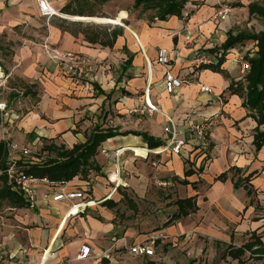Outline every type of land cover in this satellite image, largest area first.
Returning <instances> with one entry per match:
<instances>
[{
	"label": "crops",
	"instance_id": "crops-1",
	"mask_svg": "<svg viewBox=\"0 0 264 264\" xmlns=\"http://www.w3.org/2000/svg\"><path fill=\"white\" fill-rule=\"evenodd\" d=\"M112 1L103 3L100 0H48L57 15L47 19L40 15L38 0H0V64L9 77L5 89L19 106L15 110L9 103L1 102L9 106L10 114L3 122L9 124L11 129L16 127L24 135L33 136L36 142L44 141L46 146L53 144L58 148L64 147L66 151L85 144L96 127L111 128L121 134L107 140L98 149L94 162L99 171H86L70 181L71 187L86 190V202L91 203L77 215L70 213V204L51 203L45 188L39 193L37 208L31 210L8 179L7 187L21 197L27 206L18 208L19 206L8 202L11 208L31 212L35 225L40 227L37 231H32L33 248L26 253L32 260L31 264L35 261L37 264H68L71 262L70 258L74 257L76 262L84 263L103 255L104 251L100 246L103 244V238L114 230L113 211L121 202V199H117L118 189L128 186L123 184L122 178L120 179L121 161L123 165L126 164V170L132 172L134 151L140 153L137 157H142L145 161L148 159L149 153L146 155L148 151L145 149L149 147L143 139L145 134L166 145L171 137L170 133L165 132L169 127L167 117H170L182 132L179 138L185 140V146L180 155L171 154L169 163L170 156L164 153V147L152 150L155 151L153 154H156V158L163 164L166 163L171 171L176 172L179 183L184 187H191L194 195L175 203L177 212L165 224L166 228L185 220L248 221L249 216L254 213V209L252 213L250 211L253 208L250 201L254 191L253 180L256 179L257 171L264 160V145L257 151L254 142L257 129L264 131V124L259 126L257 113L244 106L247 97L246 77L251 70V64L248 62L249 71L244 77H240L236 54L239 45L253 41L238 44L227 51L223 50L222 47L230 35L235 37L240 34L230 33L231 19L217 26L211 20L212 8L204 6L198 10L189 2L181 19L171 17L167 21H158L155 10L139 8L155 12L153 19L156 23H151L150 26L143 17L138 18L122 9L119 10L117 18L122 14L127 16L122 19L123 26L109 24L115 27L94 32L91 29L92 33L71 32L73 27H80L95 18L93 14L86 13L85 4L89 7L90 2H96L105 6ZM135 2L136 0L133 2V8ZM216 33L220 34L221 39L218 45H213L211 37ZM46 44L89 58L92 61V70L87 80L70 77L51 61L44 52ZM255 44L257 47V43ZM161 49L169 52V69L184 81L182 88L175 95H169L165 91L163 68L157 63V53ZM254 55L247 56L252 58ZM199 58H203L207 63L197 65L196 60ZM153 65L158 66V71L153 70ZM149 66L153 70L151 77ZM148 85L151 87L150 101L157 107L158 112L151 116L146 110L142 113L147 117L155 115L154 119L146 124L151 129L131 130L121 123L119 118L126 117L127 121H130L134 109L144 110L146 97L138 98L137 92L142 90L145 93ZM205 87H210L212 92L206 93ZM111 112L118 117L112 123L113 126L99 121L102 114L106 117ZM1 118L2 113L0 121ZM206 120L209 121L211 130L206 145L180 129L186 126L185 130L189 132L192 123H203ZM131 124H135V121L129 122L128 125ZM92 126L94 128L90 131ZM164 135L167 138L165 140ZM19 138L22 139L21 133ZM247 143L250 144L251 150L246 152L241 144ZM204 149L210 151L209 161L200 165L203 158L200 162L196 159L199 163L198 169L188 168V162H193ZM119 150H123V156L120 163L113 166L114 153ZM104 151L106 153H103ZM46 153L54 154L50 159L57 158L56 153ZM42 162L44 161L35 159L29 163ZM107 171H113L108 175V180L110 184L116 185L115 188H107L103 183V174ZM233 171H242L237 180L229 173ZM187 172L192 175L187 177ZM222 175H226V178L219 180ZM199 177L205 184H212L206 198L196 193L200 183ZM195 178L197 181H191ZM184 182L189 184L184 185ZM238 182L240 186L236 189ZM129 186H133L131 182ZM219 190L227 191L224 199H220L216 194ZM190 199L195 211L175 219L179 213L177 203ZM127 204L135 208L131 199L127 200ZM214 207L216 214L212 211ZM77 234H86L87 238L77 237ZM254 234L264 248L262 237L256 231L252 233L249 242L233 248L240 249L254 243ZM83 246L92 249V256L89 260L77 261L76 257ZM260 250V246L256 245L253 249L255 254L248 251L246 254H250L252 260L260 261L264 259V252ZM25 252L20 251L16 258L22 259ZM227 258L232 259L229 254Z\"/></svg>",
	"mask_w": 264,
	"mask_h": 264
},
{
	"label": "rangeland",
	"instance_id": "rangeland-1",
	"mask_svg": "<svg viewBox=\"0 0 264 264\" xmlns=\"http://www.w3.org/2000/svg\"><path fill=\"white\" fill-rule=\"evenodd\" d=\"M208 1L209 0H188V2L192 3L198 10L204 6L212 8L213 15L211 20L217 26L218 24H224L226 21H221L217 16L219 11L225 7L231 8L233 10V16L228 18V20L231 19L230 33H248L256 35L264 31V19L250 16L247 9L252 3H258L264 6V0ZM133 2L134 0H113L105 6H100L96 2H90L88 4L89 7L85 4L84 8H86V13L93 14L95 18L83 23L80 27H73L71 32L76 33L78 31H83L85 33H92L91 29H93V32L98 29H111L115 27L114 25L116 23H121L120 25L123 26L122 19L127 16L122 14L117 18L119 10L122 9H126L131 15H136L138 18L143 17L149 22L150 26H152L151 23H156L153 19L155 15L154 11H144L143 9L135 10L133 8ZM144 14H146L145 17ZM219 35L216 33L211 37L213 45H218L221 39ZM208 45L211 44L208 43ZM44 52L46 53L45 49ZM256 52L257 47L253 42H247L237 47L236 54H238V74L240 77H244L242 73V64L246 62V56L254 55ZM157 69L158 66L153 65V70L155 71ZM87 78L88 77L84 78L83 81L87 80ZM5 84L6 82L3 84L0 83V103L7 102L12 108L17 110L19 106L16 104L15 100L9 97V92L5 89ZM143 96H145L144 91L140 90L137 92L138 98H142ZM108 114L109 115L106 117L105 114H102V116L99 117V121L101 120V122L106 123L107 126H113L112 123L115 119H118V117L113 112ZM110 116L111 118H109ZM130 116V121H127L126 117H121L119 119L121 123L127 125V128L136 131L151 129L150 126L146 124L155 117V115L153 117H147V115L139 113L131 114ZM133 121H135V124L129 126V122L133 123ZM185 127L186 126L180 129H182L185 134L186 132L189 133L185 130ZM93 128L94 126L91 127L90 131ZM20 133L22 139L19 138ZM165 139H167L166 135L163 136V140ZM1 142L6 143L7 147L12 144L19 147L17 152H10V159L15 157L17 160L23 159L26 163H29L35 159L39 161H48L51 157H54V154L51 155L43 151V148L46 146L44 141L36 142L33 136L29 137L28 135H24L23 132L16 127L11 129L9 124L3 121H0V143ZM168 143L169 142H167L165 148H167ZM241 145L246 152L251 150L250 144ZM22 149L30 150L31 154L29 156H22ZM164 153L170 156L168 163L171 162V151L167 150ZM132 156L134 158V169L132 172H129L126 170V164L123 165V161H121V178L123 184L126 183L129 186L131 182L133 186H127L126 188L121 187V189H118L119 196L117 199H121V202L113 211L114 220L112 222L114 230L103 238V244L100 246L104 253H108V257L101 258L99 256V258L96 257L84 263L76 262L74 257L73 259L70 258L71 262L68 264H264V259L260 261L252 260L250 254H246L240 262L230 258H224L225 249L227 247L238 248L243 246L251 240V235L254 231L262 237L264 242V160L257 171L256 179L253 180L254 191L253 196L250 198L253 208L250 209V211L252 213L254 209V213L249 216L248 221L185 220L175 222L171 227L166 228L165 224L168 223L177 212L175 203L180 199L193 196V189L191 187L182 186L177 180L176 172L171 171L166 163L163 164L160 159H157L156 154H150L146 161L143 160L142 157H137L134 153H132ZM201 158H203V160L200 165H203L202 163H204V161L207 163L211 158L210 151L208 149L201 150L193 162H188L189 166L187 164V167H195L198 169L199 163L196 159L200 162ZM115 165L116 163L114 160L113 166ZM17 168L23 170L18 165ZM110 173L107 171L103 174V183L107 188H115V184L109 183L108 175ZM229 173L237 180L241 176L242 171H233ZM180 178L183 179L182 177ZM201 179L202 178L199 177L200 183L196 193H200V197L206 198V195H208L212 188V184L211 182L205 184ZM191 181L197 180L195 178ZM1 189H3L2 183H0V190ZM122 189L125 192H123ZM216 194H218L220 199H224L227 196V191L219 190ZM128 199H131L133 203H135V208L129 207L127 204ZM205 201H207V199H205ZM249 203L250 202H248V204ZM212 211L213 214L217 213L215 207ZM33 216L34 215L29 211L12 209L7 201L0 199V264L32 263L31 258L27 257L26 253H29L33 248L32 242L34 238L31 236L32 231H37L36 229L40 228L38 225H35ZM76 236L87 238L86 234H77ZM142 241L150 244L154 243L155 256L149 259L134 257L130 254L129 250L124 247V245L132 247L134 244ZM218 245H221L222 248L219 249ZM24 250L26 252L23 258H16V255L20 251L24 252ZM42 252L45 254L46 251L43 249ZM33 264H37V261Z\"/></svg>",
	"mask_w": 264,
	"mask_h": 264
},
{
	"label": "trees",
	"instance_id": "trees-1",
	"mask_svg": "<svg viewBox=\"0 0 264 264\" xmlns=\"http://www.w3.org/2000/svg\"><path fill=\"white\" fill-rule=\"evenodd\" d=\"M101 2H107L108 0H100ZM188 0H136L134 9L138 10L143 7L146 9H153L156 11V19L158 21H167L171 17H183V10ZM250 16H258L264 19V7L257 3H252L248 6ZM247 41H253L257 43L258 51L250 58L246 56V62L251 64V70L246 77L247 82V97L244 103L246 108L251 111H255L258 115V125L264 124V31L259 34H247L240 33L237 36L230 35L228 41L222 47L223 50L227 51L238 44H242ZM104 94V93H102ZM255 137V146L257 151H260L264 145V131L257 129ZM119 134L116 130L111 128L102 129L96 127L95 130L90 134L85 144L75 146L71 151H66L64 147H56L51 144L43 148V151L49 153H56L57 158L44 161L42 163H26L25 160L21 159L17 162V165L23 169L24 172L30 175H34L39 178H48L52 182L63 183L70 182L79 174H84L89 170L99 171V167L96 166L94 158L98 154V149L107 140L114 138ZM143 139L149 147V150H155L159 147H165L164 143L153 138L143 135ZM11 164L10 154L7 149V144L4 142L0 143V183L3 184V189L0 190V199L3 201L10 202L18 208H27L21 197L11 192L7 187L8 175L7 171ZM191 172H187L186 176H191ZM87 177V173L86 176ZM226 175H222L219 180H224ZM189 183L184 182V185ZM239 182L236 183L235 188H239ZM179 213L174 217L179 219L182 216H188L189 213L195 211V207L192 199L179 201ZM255 239L254 243H249L240 249H234L233 247H227L225 250L224 258H227L228 254L233 260H241V258L250 252L255 254L254 247L260 246L264 252L263 244L258 240L257 235H253ZM222 247L219 246V249Z\"/></svg>",
	"mask_w": 264,
	"mask_h": 264
},
{
	"label": "built area",
	"instance_id": "built-area-1",
	"mask_svg": "<svg viewBox=\"0 0 264 264\" xmlns=\"http://www.w3.org/2000/svg\"><path fill=\"white\" fill-rule=\"evenodd\" d=\"M38 8L40 15L44 18L50 19L57 15L56 11L49 5L48 0H38ZM217 16L221 21L227 20L229 17L233 16V10L229 7L223 8ZM44 49L49 56L50 60L56 63L60 68H62L70 77L76 80H82L91 73L92 70V61L84 56L78 55L76 53H70L61 51L51 47V45L46 44ZM157 63L159 66L163 68L164 73V87L165 91L169 95H175L179 89L182 88L184 81L178 78L176 75L172 73L169 69L171 65V58L169 52L167 50L161 49L157 53ZM198 65L206 64L207 61L203 58H199L196 60ZM250 69V65L248 62H244L242 64V73L244 75ZM152 67L149 66V76L152 74ZM9 79L8 75H6L2 65L0 64V83L3 84ZM150 85L147 86L145 90V104L144 110L139 111L138 109H134L132 111L133 114L144 113L146 110L147 113L151 116L154 113H157V107L154 106L150 101ZM204 91L206 93H211L210 87H205ZM0 113H2V121L3 119H7L10 117L9 107L5 103L0 104ZM169 121V127L165 129L166 133H170L171 137L168 143L167 148H163L164 150H170L174 155H180L185 146V140L180 139V135L182 132L177 128L175 123L170 117H167ZM189 133L193 139L198 142L207 144V139L209 137V121L206 120L203 123H192L189 126ZM9 154L10 152H17L19 147L15 144L9 145L7 147ZM22 156H29L31 151L28 149H22ZM148 151L149 155L153 154L155 151L145 149ZM103 153H106L104 151ZM123 150H119L115 153V161L116 164L120 163V160L123 156ZM136 154V153H134ZM147 155V156H149ZM146 156V157H147ZM21 160V159H20ZM17 160L15 157L11 158V164L7 171L8 179L12 183V185L16 188L18 193L24 199L26 205L31 209L35 210L39 203V193L42 188L48 190L47 198L53 204H70L72 205L70 213L72 215H77L78 213L84 211L91 203H87L86 190L77 189L75 187H71V182H63L56 183L50 181L48 178H39L34 175L27 174L23 170L17 168ZM121 172V169H120ZM121 179V174H120ZM77 182L79 179H75ZM116 186V185H115ZM130 252V254L134 257L140 258H152L155 256L154 251V243H140L134 244L132 247H128V245H124ZM106 254V255H105ZM108 253H103L101 258L108 257ZM92 256V249L88 246H83L80 249L79 254L76 257L77 261H86L89 260Z\"/></svg>",
	"mask_w": 264,
	"mask_h": 264
},
{
	"label": "bare ground",
	"instance_id": "bare-ground-1",
	"mask_svg": "<svg viewBox=\"0 0 264 264\" xmlns=\"http://www.w3.org/2000/svg\"><path fill=\"white\" fill-rule=\"evenodd\" d=\"M117 25H120L121 23H116ZM133 153H136V156H140V153L137 151H134ZM148 154V152L146 153V155Z\"/></svg>",
	"mask_w": 264,
	"mask_h": 264
}]
</instances>
